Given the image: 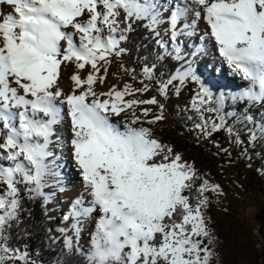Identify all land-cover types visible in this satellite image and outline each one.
<instances>
[{"label":"snow or ice","instance_id":"6c2138e0","mask_svg":"<svg viewBox=\"0 0 264 264\" xmlns=\"http://www.w3.org/2000/svg\"><path fill=\"white\" fill-rule=\"evenodd\" d=\"M209 45L238 89L199 73ZM186 90L197 145L264 146V0H0V264H43L37 207L61 243L52 264H219L223 189L156 133L161 101Z\"/></svg>","mask_w":264,"mask_h":264},{"label":"rangeland","instance_id":"374dc122","mask_svg":"<svg viewBox=\"0 0 264 264\" xmlns=\"http://www.w3.org/2000/svg\"><path fill=\"white\" fill-rule=\"evenodd\" d=\"M110 71L116 72V66ZM198 71L216 90H236L245 83L218 58L213 45L208 46L206 56L200 59ZM66 75L64 81L68 80ZM114 83L117 80L110 74L108 85ZM189 94L186 90L179 98L161 101L166 103L168 118L156 127V133L174 144L177 151H182L185 159L195 160L196 166L208 173V178L220 184L223 189V196H210L211 207L208 213L217 237L214 247L219 264H264V146L249 148V159L248 156H238V149L232 151L231 158H228L224 154H215L216 148L207 142L197 145L194 135L187 131L191 125L179 131L174 120L175 117H184L182 110ZM214 139L227 146L223 133ZM71 164L69 158L63 171L68 186L78 190L80 181L74 177L78 176L75 171H69ZM47 224L48 228H53L51 236H58L54 230L55 223Z\"/></svg>","mask_w":264,"mask_h":264},{"label":"trees","instance_id":"16d2710c","mask_svg":"<svg viewBox=\"0 0 264 264\" xmlns=\"http://www.w3.org/2000/svg\"><path fill=\"white\" fill-rule=\"evenodd\" d=\"M174 120L179 131H183L184 126L191 125V122L186 120L185 115L184 117H175ZM28 225L32 232L31 239L28 241L31 248L40 252V259L43 264H52L61 251V243L50 241L49 236H51V233L48 232L47 220L42 215L39 207L35 209L34 218L28 221Z\"/></svg>","mask_w":264,"mask_h":264},{"label":"bare ground","instance_id":"6f19581e","mask_svg":"<svg viewBox=\"0 0 264 264\" xmlns=\"http://www.w3.org/2000/svg\"><path fill=\"white\" fill-rule=\"evenodd\" d=\"M66 79H67V75H66ZM68 83H69L68 80H67V81H64V80H63V81H62V84H63L65 87L67 86ZM64 128H65V130L67 129V125H66V124L64 125ZM61 135H62V136H67V135H69V133H67L66 131H62V132H61ZM69 171H74V169H73L70 165H69ZM71 174H72V173H71ZM74 177H75V178H79L78 176H75V175H74ZM74 177H73V178H74Z\"/></svg>","mask_w":264,"mask_h":264}]
</instances>
